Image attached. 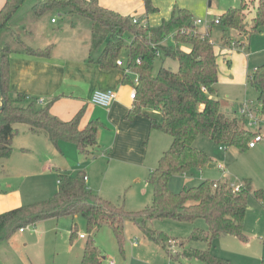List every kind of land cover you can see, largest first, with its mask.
<instances>
[{"label":"trees","instance_id":"obj_1","mask_svg":"<svg viewBox=\"0 0 264 264\" xmlns=\"http://www.w3.org/2000/svg\"><path fill=\"white\" fill-rule=\"evenodd\" d=\"M142 1L147 14L157 11L151 0ZM24 2L5 0L0 10V34L7 30L11 38L0 42V160L13 153L12 141L19 123L27 125L34 134L44 133L57 148L61 141H69L81 154L93 155L101 148L98 137L103 122L100 119L81 126L84 114L81 109L71 120H63L51 113L50 104L38 107L36 98L11 88L12 52L49 57L54 46L53 43L34 46L21 28L11 26ZM32 12L39 18L48 12H59L60 17L77 14L89 18L95 45L98 48L104 45L99 57L89 61L97 62L104 69L119 66L117 61L126 48L128 54L122 65L126 71L124 81L136 90L127 119L132 121L138 114L146 115L151 128L170 135L172 143L160 157L158 166L148 174L153 201L146 208L131 212L123 204L95 193L87 186L83 171L78 176L59 173V189L51 198L0 213V241L9 240L16 230H24V226L43 219L82 215L88 237H83L86 243L80 264H100L102 257L94 236L102 225H109L121 242L125 220L130 219L148 239L166 247L173 240L166 232L150 227L149 222L164 218L192 222L203 219L207 227H196L189 242H204L208 249L190 247L183 256L199 259L203 264H231L229 259L213 254L210 248L219 236L234 235L242 241L248 240L243 229L248 200L250 195L264 200V189H254L249 179L244 180L239 190L226 179H207L196 186H185L180 192L169 187L173 175L201 169L210 163L208 154L194 145L198 136L226 148L246 150L258 133L244 118L224 112L216 97L219 63L210 34L201 32L198 24H194L193 15L177 7L169 19L157 26L125 16L104 6L100 0H39L32 6ZM135 18L138 22H134ZM216 19L223 29H236L244 36L262 31L264 0H241L239 7L229 8ZM166 57L176 59L178 69L163 64L155 71L157 58ZM249 82L258 92L255 105L260 107L264 119V65L253 70ZM145 108L154 109L159 116L146 114ZM73 228L71 240L78 236V228ZM179 243L185 249L184 242ZM167 249L171 256L179 258L180 254ZM178 258V264H185Z\"/></svg>","mask_w":264,"mask_h":264},{"label":"rangeland","instance_id":"obj_2","mask_svg":"<svg viewBox=\"0 0 264 264\" xmlns=\"http://www.w3.org/2000/svg\"><path fill=\"white\" fill-rule=\"evenodd\" d=\"M37 1L39 0H25L11 21V26L22 29L29 43L42 47L55 43L53 50L57 55L68 57H87L89 47L86 49L84 45L89 41L92 47L97 48L92 35V21L89 18L77 14L60 17L59 12H48L42 18L35 17L32 6ZM107 1L111 3L114 0ZM196 1L202 3L206 9L209 8V1H212L211 9H217V13L241 5V0ZM127 7L124 4L120 10L126 12ZM175 7L179 8L177 5ZM192 13L193 19H208L209 24H198L197 28L204 33L207 28L210 29L206 32L211 33L219 61L228 64L227 58H234L236 52H240L247 54L251 72L255 67L264 65V28L262 31L244 36L236 29L225 30L219 23H214L217 14L201 16ZM52 16L57 19V24L50 23ZM65 23L70 25L60 26L61 29H57L58 24ZM88 30L90 34L87 33ZM85 33L89 35L88 38ZM1 41H11L7 30L1 32ZM127 54L128 51L124 48L120 57L125 59ZM163 64L173 70L178 69L176 59L166 57L164 60L157 58L154 64L155 71ZM217 89L220 99L227 101L231 106L232 112L229 111V115L235 113L234 115L240 116V109L246 100L248 102L257 100L256 92L251 85L247 91L240 90L222 79L221 82L219 80ZM99 111L101 112V109ZM150 114L159 116L157 111H152ZM95 118L106 124L101 117L95 116ZM262 122L264 123V120ZM261 126L264 135V124ZM99 131L104 134L101 139L98 137L101 149L95 151L93 155L85 156L72 142L61 141L60 148H57L44 133L34 134L27 125L16 124V133L12 141L13 153L10 157L0 160L3 164L0 170V213L51 198L59 189V173L78 176L82 170H85L90 178V182H86L88 187L104 198L123 204L126 210L136 212L151 205L153 186L147 180L148 174L150 169L158 166L160 157L171 146L172 137L161 130L153 129L142 161L143 165H137L138 163L130 162L128 158L120 157L112 149L115 132L112 127L107 126L104 129L100 127ZM194 145L208 154L210 163L215 164V167L211 168L208 163L201 169L194 168L185 174L173 175L169 181L172 191L180 192L185 186H196L207 179L216 181L226 179L234 184H242L245 179H249L254 189H264V139L253 148L239 150L236 147L226 148L218 145L200 135ZM219 163L225 165V170L216 167ZM149 224L154 229L166 232L174 240L173 245L172 242H168L164 247L161 243L148 239L130 219L125 220L123 238L120 242L112 228L105 224L95 231L94 236V243L102 257L100 264H112V262L114 264H178V257L171 256L167 247L171 253L180 254L178 259L182 263L203 264L199 259L190 260L183 256L185 250H189L190 247L208 249V244L204 242H189L196 227H207L203 219L192 222L164 218L155 219ZM75 226L78 228V236L71 240L72 229ZM243 229L248 236L247 241H242L234 235L219 236L214 240L210 248L211 252L219 257L229 256L232 264H262L264 203L257 201L253 195H250L248 200ZM23 231L22 233L16 230L9 240L0 241V264H80L86 239H81L79 234L88 237L87 223L82 215L75 218L64 216L43 219L24 226ZM181 241L184 242L185 249L180 246ZM232 244L235 249H232ZM239 247H243L252 258L243 256L236 250ZM258 256L260 260H257Z\"/></svg>","mask_w":264,"mask_h":264},{"label":"crops","instance_id":"obj_3","mask_svg":"<svg viewBox=\"0 0 264 264\" xmlns=\"http://www.w3.org/2000/svg\"><path fill=\"white\" fill-rule=\"evenodd\" d=\"M151 1L157 8V11L147 14L145 3L142 0H114L111 3L107 0H100L101 4L104 6L112 8L123 14L137 16V18L141 21H147L152 26H157L161 24L164 19H169L172 15L174 6L176 5L182 10L186 9L185 11L192 15V12H194L196 14H200L201 16L209 14L220 15L228 10L224 9L217 13V9H211L213 6L212 1H209L208 9L196 0ZM4 3L5 0H0V10ZM124 4L128 6L126 12H122L120 10ZM51 22L55 23L52 19ZM69 25L65 23L61 26ZM208 29L209 28L205 30V33H209L211 36L210 32H206ZM87 33L90 34V30H88ZM239 34L241 33L239 32ZM85 35L88 38L89 35L86 33ZM53 44L55 46V43ZM103 46L95 49L90 45L89 41L87 45H84L86 49L89 47L87 50L89 55L87 57H68L61 54L57 55L53 49L49 57L31 56L18 51L12 52L10 55L11 88L14 91L26 93L31 99L36 98V105L38 107L50 104L51 113L63 120H71L81 109H84L81 126H84L92 119H99L95 118V116L101 117L103 121L106 122V124L103 123L101 127L104 129L109 126L115 131L113 133L114 143L112 149L116 151V154L120 155V157L124 159L128 158L127 160L130 162L138 163L137 165H143L142 161L153 130L150 125V119L144 114L136 115L132 121L127 119V115L133 107V99L130 97L132 85L127 84L124 81L126 74L125 66H114L110 69H104L97 62L89 61V59H97L99 57ZM229 54L231 55V53ZM234 58L228 57V64L218 60V63L220 64L219 80L220 82L222 79L226 80L233 86L238 87L240 90L245 89L247 91V88L251 85L249 84V78L252 73L250 60L248 59L247 54H242L240 52H236ZM120 59L124 62L126 60V58L124 59L122 57ZM98 89L117 90V100H115L111 107L106 109L91 102L93 92ZM254 90L256 92V98H258V92L256 89ZM216 97L221 102L224 112L228 114L232 112L231 106L227 103V101H222L220 99L218 89ZM99 109H101V112ZM146 111L152 112L155 110L145 108L144 112L147 114L148 112ZM150 112L148 114H150ZM234 114L233 116H235ZM262 128L263 127L261 126V130ZM103 135V132L101 134V131H99V139H101ZM78 165L81 166L80 163H78ZM219 165H221L223 169L219 168ZM209 166L214 168L215 164L209 163ZM1 167H3V164L0 162V170H2ZM216 167L218 169L225 170V165L221 163L216 165ZM151 170L153 169H150V171ZM82 171L86 174L85 170ZM86 176L87 182H90V178L87 174ZM256 200L262 204L264 203V200ZM19 231L22 233L24 232L21 230ZM81 239L85 238L82 237ZM261 239L263 240L262 246L264 247V237ZM232 249H235L233 244ZM236 250H238L243 256H249L252 258V256L244 250L243 247H239ZM259 256L257 257V260H260ZM223 258H227L231 262V258L229 256ZM261 263L264 264V255L262 256Z\"/></svg>","mask_w":264,"mask_h":264},{"label":"built area","instance_id":"obj_4","mask_svg":"<svg viewBox=\"0 0 264 264\" xmlns=\"http://www.w3.org/2000/svg\"><path fill=\"white\" fill-rule=\"evenodd\" d=\"M53 22H56V18H52ZM134 22H138V19L135 18ZM216 23L219 22L218 19L215 20ZM209 24L208 19H194V24ZM145 25H147V22L144 23ZM117 64L119 66H122L125 64V62L122 59H119L117 61ZM136 82L138 81V79H135ZM135 94H136V90L133 88L130 92V97L131 99L134 100L135 98ZM118 97V92L115 89H108V90H95L91 96V102L95 105L104 107V108H109L111 107V105L115 102V100H117ZM240 117L244 118L245 120H247V125L258 131V133L252 138V140L249 142V147L253 148L257 145L258 142H260L261 140L264 139V135L262 134V130H261V125H262V121L264 120L260 114V107L255 105V102L250 101L248 102L247 100L243 103L241 109H240ZM219 168L223 169L221 165H219ZM85 179L87 180V176H85ZM242 184H234L231 183V186H233V188L235 190H239L241 188ZM21 231H23V229H21ZM80 237H85L84 234H80ZM174 240L172 241V245H173ZM112 264H114L112 262Z\"/></svg>","mask_w":264,"mask_h":264},{"label":"water","instance_id":"obj_5","mask_svg":"<svg viewBox=\"0 0 264 264\" xmlns=\"http://www.w3.org/2000/svg\"><path fill=\"white\" fill-rule=\"evenodd\" d=\"M10 16L7 17V19L9 18Z\"/></svg>","mask_w":264,"mask_h":264}]
</instances>
